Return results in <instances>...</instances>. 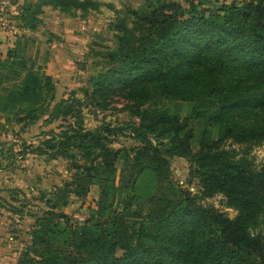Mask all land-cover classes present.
Here are the masks:
<instances>
[{
  "label": "trees",
  "instance_id": "obj_1",
  "mask_svg": "<svg viewBox=\"0 0 264 264\" xmlns=\"http://www.w3.org/2000/svg\"><path fill=\"white\" fill-rule=\"evenodd\" d=\"M42 3L62 12L99 4ZM130 15L129 27L114 25L116 46L90 82L103 95L127 91L140 117L139 145L113 148L89 130L58 142L63 151L53 155L73 158L70 180L46 200L15 264H264V162L254 167L249 156L264 142V0H189L186 7L155 0ZM16 80L18 90L6 85ZM49 80L0 52V113L36 111ZM64 115L75 116L70 109ZM174 155L189 158L205 196L228 199L233 218L194 203L172 182ZM145 171L154 186L138 192ZM92 186L94 209L73 221L64 208Z\"/></svg>",
  "mask_w": 264,
  "mask_h": 264
},
{
  "label": "rangeland",
  "instance_id": "obj_2",
  "mask_svg": "<svg viewBox=\"0 0 264 264\" xmlns=\"http://www.w3.org/2000/svg\"><path fill=\"white\" fill-rule=\"evenodd\" d=\"M7 1L1 8L0 22L10 29L0 30L13 32L11 39L0 46L2 58L12 52L15 59H25L34 70L50 78L42 105L36 111L26 109L17 113L8 108L0 113V264H15L30 242V232L45 210L46 200L58 186L70 180L73 158L70 152L67 156L53 155L63 151L57 150L58 142H71L68 138L76 132L89 130L99 132L113 148L139 145L135 134L140 117L127 91L113 87L103 95L94 89L90 78L104 68L108 52L116 46L118 31L114 25L124 23L129 27L130 11L155 0H97L99 4L94 9L71 8L63 12L58 7L43 5V0H17L16 7L11 0ZM171 1L185 7L189 2ZM6 85L19 88L18 80ZM66 109L76 117L64 115ZM187 112L188 106H184L183 115ZM43 141L54 143V147H43ZM249 156L253 157V166L259 167L264 162V142L252 147ZM194 175L188 157H171L170 177L174 184L189 192L194 203L233 218L237 211L228 199L222 193L205 196ZM153 186L152 171H145L138 178L136 189L147 192ZM97 195V186H92L85 198L71 197L66 214L88 217ZM261 235L264 238V223ZM116 255H121V250H116Z\"/></svg>",
  "mask_w": 264,
  "mask_h": 264
},
{
  "label": "crops",
  "instance_id": "obj_3",
  "mask_svg": "<svg viewBox=\"0 0 264 264\" xmlns=\"http://www.w3.org/2000/svg\"><path fill=\"white\" fill-rule=\"evenodd\" d=\"M1 1V0H0ZM9 2V1H8ZM11 2L14 4L13 6H17V4H18V1L17 0H11ZM3 6H0V12H1V8H2ZM13 28H15V27H13ZM14 31H15V29H14ZM12 32H13V30H10V31H1L0 30V46L1 45H3L6 41L5 40H9V39H11V37H12ZM7 38V39H6ZM72 198H75V197H72ZM68 207V206H67ZM67 207H65V209H64V212L66 213V208ZM71 207V206H70Z\"/></svg>",
  "mask_w": 264,
  "mask_h": 264
},
{
  "label": "built area",
  "instance_id": "obj_4",
  "mask_svg": "<svg viewBox=\"0 0 264 264\" xmlns=\"http://www.w3.org/2000/svg\"><path fill=\"white\" fill-rule=\"evenodd\" d=\"M9 2L7 0H1L0 1V6H4L5 4H8ZM2 25V26H1ZM0 28L1 30H6V29H10L9 26L7 25H3L2 22H0ZM71 219L75 222H82V220H84V215L80 214V213H74L71 216Z\"/></svg>",
  "mask_w": 264,
  "mask_h": 264
}]
</instances>
